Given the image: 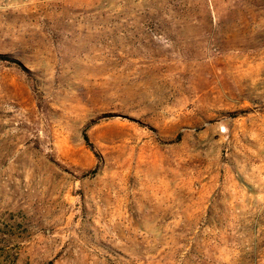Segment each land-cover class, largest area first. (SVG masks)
I'll use <instances>...</instances> for the list:
<instances>
[{"label": "rangeland", "instance_id": "rangeland-1", "mask_svg": "<svg viewBox=\"0 0 264 264\" xmlns=\"http://www.w3.org/2000/svg\"><path fill=\"white\" fill-rule=\"evenodd\" d=\"M0 264H264V0H0Z\"/></svg>", "mask_w": 264, "mask_h": 264}, {"label": "trees", "instance_id": "trees-1", "mask_svg": "<svg viewBox=\"0 0 264 264\" xmlns=\"http://www.w3.org/2000/svg\"><path fill=\"white\" fill-rule=\"evenodd\" d=\"M85 139L88 141V136L87 135H85Z\"/></svg>", "mask_w": 264, "mask_h": 264}]
</instances>
